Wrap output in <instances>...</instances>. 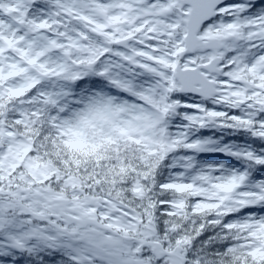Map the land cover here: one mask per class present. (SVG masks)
Segmentation results:
<instances>
[{
  "label": "snow or ice",
  "instance_id": "1",
  "mask_svg": "<svg viewBox=\"0 0 264 264\" xmlns=\"http://www.w3.org/2000/svg\"><path fill=\"white\" fill-rule=\"evenodd\" d=\"M0 264H264V0H0Z\"/></svg>",
  "mask_w": 264,
  "mask_h": 264
}]
</instances>
